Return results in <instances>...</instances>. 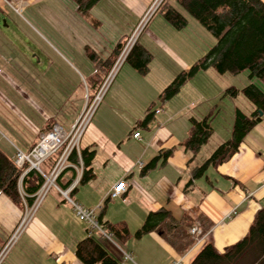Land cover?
Listing matches in <instances>:
<instances>
[{"label": "crops", "instance_id": "1", "mask_svg": "<svg viewBox=\"0 0 264 264\" xmlns=\"http://www.w3.org/2000/svg\"><path fill=\"white\" fill-rule=\"evenodd\" d=\"M154 1L100 0L87 15L78 11L74 0H29V5L43 4V12L52 24L49 29L54 39L62 43L66 58L83 65L84 72H79L87 93V79L95 67L85 52L86 47L107 57L122 37H131ZM168 3L188 18L184 27L187 28L190 19L185 10ZM142 26L145 27L137 40L153 55L149 71L141 74L124 62L131 69L122 67L109 85L80 142L81 147L96 151L92 163L94 177L86 183L79 182L71 193L72 199L85 207H100L98 215L103 223L125 224L130 236L116 242L91 231L78 219L64 195L51 186L17 240L9 244L31 206L23 198L22 178L27 169L19 182L22 199L16 201L0 189V264H83L76 256L75 247L88 236L101 242L121 264H191L206 244L212 243L224 251L243 238L258 211L264 208V117L230 158L217 166L210 164L202 174H196L214 150L232 136L236 108L245 110L238 102L240 92L224 97L227 84L219 83L217 78H227L230 87L239 90L242 87L225 74L214 77L209 68L194 75H209L212 82L208 87L194 81L193 76L175 96L162 100V91L181 71L192 66L182 55L183 36L176 33L184 28L177 29L166 20L160 5ZM244 74L248 82H254L264 91L262 81L249 78V71ZM225 101L228 103L224 109ZM23 102H17L0 87V127H5L6 133L9 131L13 140L27 150L50 123L58 122L54 108L46 120L34 121L32 116L23 114ZM74 105L75 119L68 130L81 114L84 101L79 109L80 102ZM150 113L151 121L144 123ZM192 118H206L211 126L210 139L196 153L185 146ZM13 121H25L32 131L34 128V141L30 129L11 126ZM136 132H140V137L134 136ZM0 147L13 155L12 141L0 136ZM158 155L156 164L148 167ZM81 163L80 158L78 164ZM73 165L68 167L75 170H64L62 182L77 178ZM44 167L49 175L52 168L47 163ZM123 179L132 182V186L123 197L111 198L113 185ZM161 209L170 211L181 224H190L188 232L195 222L202 226V218L212 225L184 252L178 251L157 230L137 236L147 216ZM184 218L187 220L183 221Z\"/></svg>", "mask_w": 264, "mask_h": 264}, {"label": "trees", "instance_id": "2", "mask_svg": "<svg viewBox=\"0 0 264 264\" xmlns=\"http://www.w3.org/2000/svg\"><path fill=\"white\" fill-rule=\"evenodd\" d=\"M77 9L83 15L96 5L100 0H74ZM179 5L191 16L196 18L214 37L216 42L209 48L207 53L195 61L188 70L181 71L173 81L162 91L160 98L168 100L175 96L181 87L200 70L213 69L216 73L238 75L249 71V78H257L264 83V0H177ZM160 9L175 28L183 29L188 24V18L176 7L167 1L160 4ZM2 10V9H0ZM130 37H122L107 57H102L86 47V54L92 61L95 72L87 79V100L90 101L100 90L102 84L118 60ZM152 53L138 40L134 43L124 62L129 63L139 73L146 74L152 61ZM242 92L252 104L249 112L239 107L236 108L232 136L219 145L211 156L197 169L198 173L210 165L217 166L230 158L244 141L248 132L264 117V91L254 82H248L240 90L228 87L226 94L236 96ZM104 97V96H103ZM103 99V98H102ZM102 101V100H101ZM101 103V102H100ZM100 105V104H99ZM99 107V106H98ZM152 114H148L144 123H149ZM54 123H50L47 129H51ZM46 129V130H47ZM211 136V126L207 119L197 120L192 118V127L185 146L193 152H198L203 144L208 142ZM40 138V137H39ZM14 153L8 154L0 147V189L14 200L22 199L19 182L29 165L19 167L16 162L18 150L30 151L39 141L24 150L19 143L11 139ZM63 151V147L48 157L42 164L41 169L45 173L44 164L53 168ZM95 149L79 146V152L74 148L68 162L78 164L80 158L83 164V173L80 183H86L94 177L92 163L95 157ZM169 153H162L167 154ZM158 155L148 167H153ZM66 169H73L67 167ZM65 172V171H63ZM61 173L56 183L62 189L73 181L62 182ZM45 182L44 175L37 169H29L22 178L23 196L28 205H32L35 194ZM102 221L101 216H99ZM184 218L183 221H186ZM179 220L166 209L151 212L142 227L137 231V236L159 231L180 252H184L195 238L188 232L190 224H181ZM202 234L211 227V223L202 218ZM105 229L113 236L116 242H121L130 236L125 224L103 223ZM75 253L83 264H121L105 246L95 237L88 236L80 240ZM191 264H264V208L260 209L252 222L247 234L236 243L225 248L224 251L216 249L212 243H208L197 254Z\"/></svg>", "mask_w": 264, "mask_h": 264}, {"label": "rangeland", "instance_id": "3", "mask_svg": "<svg viewBox=\"0 0 264 264\" xmlns=\"http://www.w3.org/2000/svg\"><path fill=\"white\" fill-rule=\"evenodd\" d=\"M26 1L28 6L22 16L16 14L10 5L4 3V0H0L2 9L0 10V87L3 92L14 97L17 102L24 101L23 114L32 116L34 121L35 119L39 122L46 120L47 114L52 116L50 111L54 108L56 110L54 118L64 129L68 130L75 119L76 106L74 104L77 105L80 102L79 109L83 101L84 107L87 103V93L82 88V75L79 72H82L84 68L79 61L74 62L66 58L62 43L56 41L50 31L52 24L48 20L47 14L43 12V4L31 6L29 0ZM165 1H170L182 10L177 0H155L154 2L156 5H160ZM185 13L190 19L189 26L182 31H174L183 36L184 51L182 55L190 64H193L215 44L216 37L196 18L186 11ZM144 27L142 26L137 38ZM197 27H200L201 30ZM56 38L58 40L57 36ZM124 66L131 69L128 64L123 63L116 76ZM209 71L214 77H222L211 68ZM209 77V75L194 76L192 79L208 87L212 82ZM225 77L234 79V84L238 87H244L248 83L244 72L238 75L227 73ZM217 79L219 83L227 84L226 89L230 87L227 78ZM184 91L185 93L189 92V90ZM66 94H69V99L65 97ZM24 96H27L28 101ZM224 97H228L226 90ZM239 97L240 106L248 112L252 110V104L242 92L239 93ZM193 101L195 100L193 99ZM227 103L224 102V109ZM11 124V126H22L24 129L31 130L30 125H27L25 121H13ZM32 129V140L34 141L35 131L34 128ZM5 130H7L5 127L0 129V136L7 140L13 139L9 131L6 133Z\"/></svg>", "mask_w": 264, "mask_h": 264}, {"label": "built area", "instance_id": "4", "mask_svg": "<svg viewBox=\"0 0 264 264\" xmlns=\"http://www.w3.org/2000/svg\"><path fill=\"white\" fill-rule=\"evenodd\" d=\"M4 3H7L11 6L14 12L18 15L24 14L28 6L26 0H4ZM159 7L156 5V2L152 4L148 12L146 13L144 19L141 21L140 25L137 27L135 32L131 35L126 43L123 51L121 52L118 60L114 64L104 83L102 84L98 93L93 97L91 101L87 100L86 106L79 115L74 126L70 130L64 129L60 124L54 123L51 129H47L40 133V138L38 143L28 152L18 150L15 162L19 167H23L25 164H28V169H37L40 171L44 177L45 182L39 191L35 194V200L33 204L26 210V213L18 225L17 229L12 234L9 244L14 243L19 237L22 229L28 223L29 218L32 216L33 212L38 208L41 200L48 192L51 186H55L64 197L70 202L72 208L80 221L85 222L88 225V229L91 231H98L105 238L113 240V236L105 229L103 222L100 221L98 215V209L100 207H85L78 201L72 199L71 193L77 187L81 175L83 173V164L73 165L68 162V157L71 151L76 148L79 152L80 141L83 134L85 133L88 125L90 124L104 94L106 93L109 85L113 81L121 65L124 63L127 54L137 40V35L141 29L143 22L150 17L151 14ZM160 110H157L159 112ZM135 137H140V132L134 134ZM63 147V151L58 158L56 164L52 168V171L49 175H46L42 169L41 164L51 155L56 153L60 148ZM73 165L77 170V178L73 180L65 189L59 187L56 183L57 177L69 166ZM132 186V182L127 180L118 181L113 185L109 196L111 198H121L124 193ZM190 234L197 240L202 234V228L199 222H195L189 229ZM126 257L129 258L130 255L126 254ZM172 264H178L174 262Z\"/></svg>", "mask_w": 264, "mask_h": 264}]
</instances>
